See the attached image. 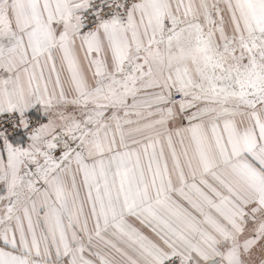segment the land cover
<instances>
[{"label": "snow or ice", "instance_id": "1", "mask_svg": "<svg viewBox=\"0 0 264 264\" xmlns=\"http://www.w3.org/2000/svg\"><path fill=\"white\" fill-rule=\"evenodd\" d=\"M0 264H264V0H0Z\"/></svg>", "mask_w": 264, "mask_h": 264}]
</instances>
